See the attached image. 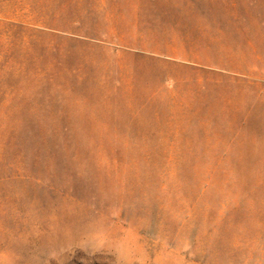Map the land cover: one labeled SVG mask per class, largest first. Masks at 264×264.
<instances>
[{
    "label": "rangeland",
    "instance_id": "obj_1",
    "mask_svg": "<svg viewBox=\"0 0 264 264\" xmlns=\"http://www.w3.org/2000/svg\"><path fill=\"white\" fill-rule=\"evenodd\" d=\"M0 264H264V0H0Z\"/></svg>",
    "mask_w": 264,
    "mask_h": 264
}]
</instances>
